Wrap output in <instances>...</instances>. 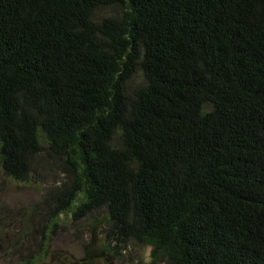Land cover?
<instances>
[{
	"label": "trees",
	"instance_id": "1",
	"mask_svg": "<svg viewBox=\"0 0 264 264\" xmlns=\"http://www.w3.org/2000/svg\"><path fill=\"white\" fill-rule=\"evenodd\" d=\"M42 142L45 207L103 220L105 255L264 264V0H0L5 173Z\"/></svg>",
	"mask_w": 264,
	"mask_h": 264
},
{
	"label": "rangeland",
	"instance_id": "2",
	"mask_svg": "<svg viewBox=\"0 0 264 264\" xmlns=\"http://www.w3.org/2000/svg\"><path fill=\"white\" fill-rule=\"evenodd\" d=\"M114 15L101 8L97 15ZM43 150L32 175L24 181L8 176L0 162V264H138L149 261L151 249L133 245L124 254L105 255L106 223L96 217H59L45 207L44 196L67 180L50 149ZM97 224L90 225L91 220ZM57 220L56 223H53ZM53 223V224H52ZM52 225L51 229L49 227Z\"/></svg>",
	"mask_w": 264,
	"mask_h": 264
}]
</instances>
